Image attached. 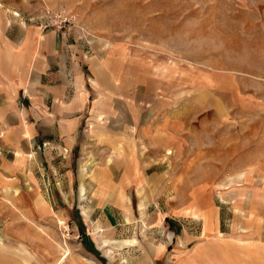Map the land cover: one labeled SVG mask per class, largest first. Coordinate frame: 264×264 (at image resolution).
<instances>
[{"label": "rangeland", "instance_id": "obj_1", "mask_svg": "<svg viewBox=\"0 0 264 264\" xmlns=\"http://www.w3.org/2000/svg\"><path fill=\"white\" fill-rule=\"evenodd\" d=\"M0 6L41 29L65 11L49 28L86 110L40 118L34 144L0 132V264H180L198 245L204 264H264V0ZM117 148L147 177L109 196L95 174Z\"/></svg>", "mask_w": 264, "mask_h": 264}, {"label": "crops", "instance_id": "obj_2", "mask_svg": "<svg viewBox=\"0 0 264 264\" xmlns=\"http://www.w3.org/2000/svg\"><path fill=\"white\" fill-rule=\"evenodd\" d=\"M66 49L59 30H43L35 24H24L0 6V132H7L10 136L21 125L19 131L26 134L25 141L34 144L42 137L31 132V127L39 128L37 122L40 118L49 126L50 117L77 116L81 122L86 115L84 107L81 109L66 102L70 96L66 89L70 80L65 77L64 68ZM81 79L83 87L90 83L87 77ZM57 99L58 102L62 100V104L56 103ZM86 99L85 105L88 96ZM51 100L52 106H49ZM61 129L66 133V129L70 128L62 126ZM117 151L121 153L116 158L117 167H111L114 162L111 159L114 158L107 159L106 167L97 170L100 177L95 174V179L100 178L104 185L98 184V188L106 189L109 196H119L121 189L136 186L147 177L136 156L127 158L120 149L117 148ZM138 190L141 191L140 188ZM72 197H75L74 191ZM194 250L180 264H204V257L199 252L200 245Z\"/></svg>", "mask_w": 264, "mask_h": 264}, {"label": "built area", "instance_id": "obj_3", "mask_svg": "<svg viewBox=\"0 0 264 264\" xmlns=\"http://www.w3.org/2000/svg\"><path fill=\"white\" fill-rule=\"evenodd\" d=\"M50 10H45L42 17H47L48 20H45V23L42 24V28L46 29L49 27H54L57 29H61L66 22H68V18H63V12L65 11H60V10H55L52 12H49Z\"/></svg>", "mask_w": 264, "mask_h": 264}, {"label": "trees", "instance_id": "obj_4", "mask_svg": "<svg viewBox=\"0 0 264 264\" xmlns=\"http://www.w3.org/2000/svg\"><path fill=\"white\" fill-rule=\"evenodd\" d=\"M165 221H166V223L171 227L172 220L169 219V218H166ZM92 249H93V248H92Z\"/></svg>", "mask_w": 264, "mask_h": 264}]
</instances>
